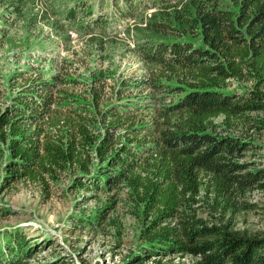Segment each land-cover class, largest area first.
I'll list each match as a JSON object with an SVG mask.
<instances>
[{
	"label": "trees",
	"instance_id": "16d2710c",
	"mask_svg": "<svg viewBox=\"0 0 264 264\" xmlns=\"http://www.w3.org/2000/svg\"><path fill=\"white\" fill-rule=\"evenodd\" d=\"M150 1L169 9V20H153L149 28L174 38L138 50L155 65L150 86L172 100L153 123L140 124L131 103L99 107L106 89L100 75L85 90L88 102L64 88L68 80L78 82L67 74L31 78L0 100L4 184L47 185L68 168L76 189L111 190L123 183L149 218L130 261L189 254L193 264H264V237L199 224L184 212L202 188L226 206L248 190L264 189V167L243 160L259 144L230 131L246 123L264 129V0L139 3ZM117 12L131 16L133 9L124 5ZM75 15L73 8L65 14L67 21ZM30 248L26 238L11 235L0 244V264H23Z\"/></svg>",
	"mask_w": 264,
	"mask_h": 264
},
{
	"label": "rangeland",
	"instance_id": "374dc122",
	"mask_svg": "<svg viewBox=\"0 0 264 264\" xmlns=\"http://www.w3.org/2000/svg\"><path fill=\"white\" fill-rule=\"evenodd\" d=\"M139 1L0 0L1 102L9 100L19 84L37 77L52 79L55 74L76 79L77 83L68 80L64 88L86 100V88L100 75L106 86L101 109L128 102L140 124L153 123L172 97H161L150 86L155 65L144 62L138 46L174 36L149 28L153 20H169V9ZM124 5L133 9L131 16L118 14ZM71 8L76 19L67 21L65 14ZM221 121L222 116L214 118L215 123ZM230 131L259 144L243 160L264 167V129H249L246 123ZM5 174L0 164V244L13 234L26 238L31 248L23 264H193L196 260L184 254L130 261L141 246V229L149 218L123 183L111 190L76 189L72 168L56 180L48 178L47 185L27 180L4 184ZM197 199L184 212L199 224L264 237V189L248 190L233 206L220 204L203 188Z\"/></svg>",
	"mask_w": 264,
	"mask_h": 264
}]
</instances>
